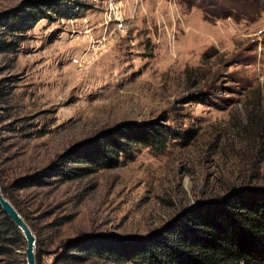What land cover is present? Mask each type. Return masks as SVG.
Here are the masks:
<instances>
[{"label":"rangeland","instance_id":"374dc122","mask_svg":"<svg viewBox=\"0 0 264 264\" xmlns=\"http://www.w3.org/2000/svg\"><path fill=\"white\" fill-rule=\"evenodd\" d=\"M23 1L0 0V10ZM108 1L120 6L123 29L107 0H62L59 15L38 19L15 50L0 52L8 90L0 172L12 180L41 169L124 120L165 115L179 134L114 166L12 185L40 240L41 264L68 237L156 227L248 167L255 149L256 135L249 139L239 123L254 96L264 111V0ZM24 245L0 253V264H25Z\"/></svg>","mask_w":264,"mask_h":264},{"label":"trees","instance_id":"16d2710c","mask_svg":"<svg viewBox=\"0 0 264 264\" xmlns=\"http://www.w3.org/2000/svg\"><path fill=\"white\" fill-rule=\"evenodd\" d=\"M62 0H24L0 10V52L15 50L24 32L38 19L59 15ZM1 83V80H0ZM8 90L0 85V100ZM1 101V102H2ZM254 96L243 105L240 130L256 135L248 167H236L208 196L198 197L156 227L143 233H81L61 240L50 264H264V111ZM165 115L139 121H120L96 132L81 144L74 143L41 169L9 180L0 172L1 190L27 219L12 185L43 184V176L75 177L100 167L117 165L141 147L161 150L179 131ZM245 142V141H244ZM249 143V141H248ZM30 224V222H28ZM32 227V224H30ZM23 237L0 210V253L12 252ZM35 258L40 263L37 237ZM23 264V263H22Z\"/></svg>","mask_w":264,"mask_h":264},{"label":"water","instance_id":"95a60500","mask_svg":"<svg viewBox=\"0 0 264 264\" xmlns=\"http://www.w3.org/2000/svg\"><path fill=\"white\" fill-rule=\"evenodd\" d=\"M0 210L4 212L21 233L25 245L23 248L25 264H37L35 258L36 237L30 225L18 211L12 201L3 194L0 185Z\"/></svg>","mask_w":264,"mask_h":264},{"label":"built area","instance_id":"2783aa9c","mask_svg":"<svg viewBox=\"0 0 264 264\" xmlns=\"http://www.w3.org/2000/svg\"><path fill=\"white\" fill-rule=\"evenodd\" d=\"M107 2H108L107 3L108 12L112 13V17L114 18L113 22L116 24V27L118 29H123L124 28L123 18H122L120 6H118L115 3H111V1H108V0H107Z\"/></svg>","mask_w":264,"mask_h":264}]
</instances>
